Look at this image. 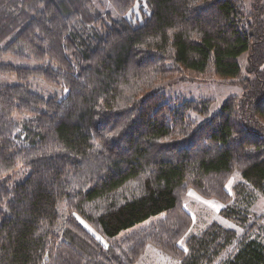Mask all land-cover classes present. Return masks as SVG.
Segmentation results:
<instances>
[{"label":"trees","instance_id":"16d2710c","mask_svg":"<svg viewBox=\"0 0 264 264\" xmlns=\"http://www.w3.org/2000/svg\"><path fill=\"white\" fill-rule=\"evenodd\" d=\"M109 1L117 16L93 0H0V56L40 63L2 62L0 75L68 88L46 98L0 83V264H135L148 244L180 264H264L255 224L228 207L222 214L246 227L232 256L221 259L238 232L216 222L180 244L194 224L189 188L230 204L240 170L238 195L245 183L264 195V0L249 10L246 0H145L139 25L126 16L139 0ZM248 50L255 78L201 125L192 114H207L208 101L149 93L180 67L240 78Z\"/></svg>","mask_w":264,"mask_h":264},{"label":"rangeland","instance_id":"374dc122","mask_svg":"<svg viewBox=\"0 0 264 264\" xmlns=\"http://www.w3.org/2000/svg\"><path fill=\"white\" fill-rule=\"evenodd\" d=\"M95 6L104 12H110L114 16L117 13L109 0H93ZM245 6L249 10L251 8L250 0L245 1ZM149 14L145 0H139L133 10L128 13L127 18L135 25L143 23L144 14ZM252 50L245 51L239 57L242 67V75L240 78L222 77L216 74H203L193 69L180 67L176 73L170 78L160 80L150 92H160L163 95V102L176 104L183 100H205L208 101L207 114H192L201 125L210 120L214 115L220 112L225 101L234 95H242L244 93L246 81L245 78L253 79L255 74L250 72L249 64L252 62ZM11 63L16 67H37L39 62L32 58L18 59L11 55L0 56V63ZM173 64V60L169 61ZM0 83L6 84H25L32 91L40 93L46 98L52 96L62 98L68 93V88L64 84H53L39 77L21 78L17 73L1 74ZM27 170L22 168L14 177L13 183L22 182L27 175ZM243 176L240 170H236L227 185L228 191L233 194L234 198L230 204H225L217 198H207L202 196L194 188H189L185 199L186 208L194 217V224L182 239L181 245L185 246V240L191 235H200L212 223H218L226 228L235 229L238 232V239L223 253L221 259H227L232 256L236 249L242 244L243 235L246 227H241L235 220L222 214V209L228 207L230 210L236 211L245 219L247 225L255 224V229L250 239H254L264 245V195L245 183L241 195L237 193L238 183L243 182ZM190 193H192L190 195ZM166 213L154 215L136 225L122 231L116 237L121 240L125 236L139 232L143 229L150 228L165 217ZM81 223L91 232H93L104 244H108L106 237L96 230L85 219L79 217ZM135 264H180L170 254L160 250L153 244H148L145 252Z\"/></svg>","mask_w":264,"mask_h":264},{"label":"snow or ice","instance_id":"6c2138e0","mask_svg":"<svg viewBox=\"0 0 264 264\" xmlns=\"http://www.w3.org/2000/svg\"><path fill=\"white\" fill-rule=\"evenodd\" d=\"M192 193H190V195H191Z\"/></svg>","mask_w":264,"mask_h":264}]
</instances>
